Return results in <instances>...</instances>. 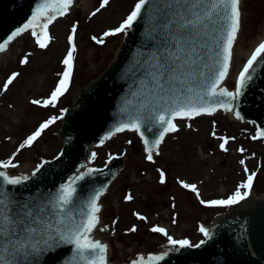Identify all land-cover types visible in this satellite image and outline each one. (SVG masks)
Masks as SVG:
<instances>
[{"label":"water","instance_id":"95a60500","mask_svg":"<svg viewBox=\"0 0 264 264\" xmlns=\"http://www.w3.org/2000/svg\"><path fill=\"white\" fill-rule=\"evenodd\" d=\"M43 2L0 0V44L7 42V47L13 39L8 38L32 19L34 11ZM187 20L193 25L181 29V23ZM43 23L42 19L36 21L32 33L42 32ZM226 31L227 22L212 13L211 0L198 3L146 0L140 15L126 30L123 43L116 47L115 55L100 71L102 73L79 92V89L69 90V107L66 106L57 131V136L64 139L59 154L53 159L42 158L44 160L35 176L33 173L30 176L21 174L31 170L12 176L27 177L19 185L3 184L0 179V199L6 200L12 215H16L21 205L27 204L30 210L39 213L34 225L38 229L42 222L64 215L55 210L56 197L63 185L83 175L84 178L74 185L76 192L72 203L67 206V215L76 220L84 219L92 197L103 194L123 165V157L115 154L101 167L86 165L93 154L89 145H100L116 132L117 127L135 120L141 124L138 133L140 137L143 134L144 147V140H148L151 146L161 129L148 117L164 114L167 119L171 114L169 107L178 103L197 107L216 104V110H225L219 103L226 102L227 98L210 97L206 92L223 62ZM162 64L167 69L163 74ZM221 83L219 88L232 91ZM232 103L234 115L239 112V119L253 122L260 137L258 133L264 132V59L252 70V79L239 101ZM176 120L179 119L173 123ZM0 171L6 172L4 169ZM98 199L96 203L100 208ZM0 210H4V206H0ZM97 217L99 220L98 213ZM207 230L211 237L204 238L205 243L199 248L195 245L200 241L186 248L167 244L163 252L148 253L127 264H264V197H246L229 205L224 213L215 217ZM103 231L104 227L99 226L92 232L99 236ZM90 237L106 246L102 240ZM7 238L0 239V255L11 259L3 248ZM24 238L25 234L21 233L20 240ZM36 239H40L39 231ZM39 247L43 250L31 256H17L16 264H86L71 244L61 243L51 249L43 244ZM106 255L107 250L105 261L111 264ZM160 255L164 256L163 260L149 261V257Z\"/></svg>","mask_w":264,"mask_h":264},{"label":"rangeland","instance_id":"374dc122","mask_svg":"<svg viewBox=\"0 0 264 264\" xmlns=\"http://www.w3.org/2000/svg\"><path fill=\"white\" fill-rule=\"evenodd\" d=\"M137 1L108 0L101 7L102 0H76L65 15L48 25L47 37L43 41L45 47H40L37 36L27 29L16 36L0 55V163L11 160L15 165L7 168L8 173L14 175L32 170L42 158H52L59 152L64 139L57 136V131L63 110L69 103V90L83 87L109 64L116 47L122 44L126 30L109 36L104 33L118 28L134 10ZM240 11L241 27L234 43L230 71L223 82L229 88L234 87L235 74L254 42L264 36V0H241ZM69 36H72L71 44ZM73 48L67 89L54 105L45 106L43 102L50 98L65 71L63 60ZM9 78L12 83L5 89L4 84ZM33 100L40 103L34 104ZM49 120L53 122L43 129L31 146L17 151L27 137ZM178 126L176 132L164 137L158 147L160 153L152 159L165 165L161 172L164 174L163 183L159 178L157 183L147 181L142 184L135 200L139 205L152 201L150 210L145 212L151 217H155V211L161 208L157 206L159 203L174 202L176 226L183 222L189 227L185 234L191 240L203 239L198 223H207L217 208L201 201L227 199L253 173L252 187L248 191L255 196L264 194V138L256 136L252 123L241 122L222 110L184 118L179 120ZM222 137L227 140L224 149L220 147L224 143ZM132 141L135 142L130 145ZM92 150L95 156L92 155L86 164L91 167L102 166L111 154L124 155L121 172L100 198L101 221L107 222L112 232L107 242L115 253L120 250L122 255H126L128 246L149 250L147 244L154 238L150 236L151 228L147 233L144 232L146 228L140 226L137 232L125 235L127 229L133 228L127 219L131 218V205L121 202L120 207L116 206L117 199L125 197L121 189L123 182L131 181V175L150 162L138 135L125 129L105 139L98 147L93 146ZM189 183L195 185L196 191L183 187ZM240 191L245 190L240 188ZM219 207V211L224 209ZM120 211L123 214L116 222ZM118 224L122 237L113 236ZM176 226L172 227L179 229ZM134 237L143 238L144 245Z\"/></svg>","mask_w":264,"mask_h":264},{"label":"snow or ice","instance_id":"6c2138e0","mask_svg":"<svg viewBox=\"0 0 264 264\" xmlns=\"http://www.w3.org/2000/svg\"><path fill=\"white\" fill-rule=\"evenodd\" d=\"M73 0H44L33 13L32 19L29 20L22 28L12 33L8 38L11 40L15 36L20 35L21 32L31 28L36 21L43 18L44 23L42 24V33L39 35L33 31V35L37 36V43L40 47H45L46 44L43 42L44 38L47 37V28L57 16H63L68 11ZM184 2V0H181ZM188 2L198 3L200 0H188ZM108 3V0H103L101 7H104ZM146 0H139L136 3L134 10L127 16V18L120 24V26L112 31L105 32L104 36L115 35L119 32H124L127 29H130L133 25V22L141 13V9L145 5ZM212 13L217 16H221L227 22V31L226 37L223 39L222 47V65L220 70L215 75V78L212 80L210 86L207 88L206 95L210 97H224L227 98L226 102L219 103V106L224 108L227 111H233L234 101H239V98L243 94V90L246 87L247 83L252 79V70L255 65L261 60L264 59V42H261L258 47L252 52L251 56L244 64L243 69L239 72L238 78L236 80L235 91H228L223 88H219L221 81L227 75L230 58L232 55V46L237 38V33L241 27V11H240V0H211ZM211 18V14L209 15ZM193 25L191 20H187L184 23H181L180 28L186 29ZM73 32L76 31L75 27L72 29ZM72 42V36H69V43ZM102 42V41H97ZM6 43L0 44V51H3L6 47ZM73 49H70L67 53V56L63 60L65 65V71L62 74V78L58 82L55 89L51 92L50 98L45 100L43 103L45 106L54 105L55 101L61 96L64 91H66L68 86V81L71 76V63L73 59ZM162 74L164 71H167L166 67L162 64L160 66ZM12 83V78H9L4 84L6 89L9 84ZM219 88V90H218ZM163 99V97H162ZM32 103L39 104L40 101L33 100ZM165 103H168L165 101ZM216 104H210L208 106L197 107L195 104H181L178 103L175 106H170L169 111L170 115L166 119L164 114H156L154 116L150 115L148 119L154 121L155 125L158 126L161 130L158 132V136L155 140L152 141L151 146H149L148 140H144L145 151L148 153L147 159L152 160V152L157 148L160 143L163 141L165 135L170 132H176L177 126L173 121L175 119H183L185 117L191 119L193 116H199L201 114H211L216 110ZM163 112V109H161ZM237 118L240 117L239 112H236ZM53 121L49 120L46 123L40 125V128L27 137V139L19 146L17 151L20 149L31 146L32 142L37 139L41 134L43 129L47 128L49 124ZM134 130L136 132H141V124L137 121H132L128 124H122L116 128V132L124 131L125 129ZM260 137H264V132L258 133ZM141 138L144 139L143 134ZM255 138V137H254ZM224 140V138H221ZM225 143L227 140H224V143H221L220 147L224 149ZM243 151V149H241ZM95 156V154H93ZM243 163V161H241ZM9 167H15V165L8 160L6 162L0 163V169H7ZM39 171V168L33 172V176L36 175V172ZM92 170L89 169V172ZM247 172V169H245ZM254 173L248 175L247 181L239 186L237 191L229 196L227 199L221 200H212L209 202L201 201V203H207L209 206H228L237 204L240 201L244 200L249 189L252 187V181L254 178ZM164 174L161 173V183H163ZM84 177L76 176L69 183L62 186L60 189L59 195L56 197L55 210L57 213H63L64 215H56L52 219L44 221L41 223L40 228L34 227L37 223V215L33 210L29 209L27 204L21 205L18 210H16V215H12V210L7 209V202L5 199H0V206H4V210H0V239L8 237L6 243L3 245L4 251L8 254L11 259H5L3 255H0V261L3 264H16L15 258L17 256L28 257L31 256L34 252H40L43 249L39 245L43 244L47 248H55L61 243L71 244L74 246L75 253L77 256L86 262V264H106L105 261V252L106 246L100 243L99 241H94L91 239L90 234L98 223L97 213L100 211L96 201L101 193H97L92 197L89 204V210L86 214V217L81 220H76L71 216L67 215L68 208L72 203V199L76 192L74 187L75 183L79 180H82ZM0 179H2L3 184L7 185H19L26 180L27 177H9L4 171H0ZM185 188H191L192 191H196L195 185L183 184ZM240 188H243L245 191L242 193ZM129 199L131 197H128ZM43 209H40L42 212ZM141 220L144 217H139ZM103 230V229H102ZM135 227L131 231H135ZM40 232V239H36L37 232ZM152 232L164 233L167 235L163 228L153 227ZM200 232L205 236V238H210L211 233L204 227L200 228ZM25 234L23 241L20 240V234ZM32 241H35L33 243ZM168 243L172 246H179L180 248L192 247L188 240H175L171 236H168ZM205 241H200L199 244H196L195 247L199 248ZM167 255V253H165ZM164 259L163 255L149 257V261H161ZM136 264V262H134Z\"/></svg>","mask_w":264,"mask_h":264}]
</instances>
